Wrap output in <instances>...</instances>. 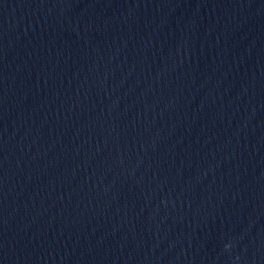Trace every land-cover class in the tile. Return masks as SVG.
<instances>
[{
	"label": "water",
	"instance_id": "95a60500",
	"mask_svg": "<svg viewBox=\"0 0 264 264\" xmlns=\"http://www.w3.org/2000/svg\"><path fill=\"white\" fill-rule=\"evenodd\" d=\"M0 264H264V0H0Z\"/></svg>",
	"mask_w": 264,
	"mask_h": 264
}]
</instances>
